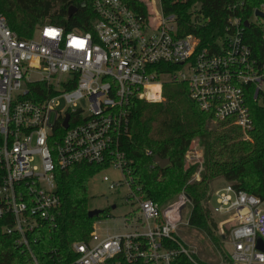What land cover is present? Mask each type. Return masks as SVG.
Wrapping results in <instances>:
<instances>
[{
  "label": "built area",
  "instance_id": "obj_1",
  "mask_svg": "<svg viewBox=\"0 0 264 264\" xmlns=\"http://www.w3.org/2000/svg\"><path fill=\"white\" fill-rule=\"evenodd\" d=\"M91 3L95 19L88 32L46 24L32 38L19 39L0 15V220L10 223L4 231L16 236L26 264H41L33 246L43 228L55 225L56 173L82 164L111 167L120 173L131 206L123 216L125 231L102 236L96 226L102 220L96 221L88 240L72 244L66 264H210L174 236L189 197L181 192L168 205L143 197L132 187L119 144L129 136L134 102L163 101L168 82L186 83L201 111L248 136L253 120L247 100L252 94L264 101V72L237 19H228V32L214 48L200 50L194 36H179L174 12L159 15L148 7L141 14L124 0ZM255 11L264 13V5ZM169 66L171 71L157 74ZM192 158L201 166L202 156ZM211 203L223 219L216 236L229 247L212 264H264V249L258 248H264L263 202L224 185Z\"/></svg>",
  "mask_w": 264,
  "mask_h": 264
},
{
  "label": "trees",
  "instance_id": "obj_2",
  "mask_svg": "<svg viewBox=\"0 0 264 264\" xmlns=\"http://www.w3.org/2000/svg\"><path fill=\"white\" fill-rule=\"evenodd\" d=\"M124 1L138 13L146 14L148 10L141 0ZM167 4L173 6L169 12L175 13L179 36H194L200 50L214 48L228 32V19H237L243 27L244 43L264 72V30L251 21L264 0H168ZM197 5L198 9H194ZM70 8L75 12L68 16ZM0 15L19 39L32 38L46 24L60 26L66 32L92 31L95 19L91 0H0ZM246 22L248 27L243 26ZM171 70L170 66L158 69L157 74ZM30 94L28 99H32ZM162 97L163 101L156 103L135 101L131 108L129 136L121 138L119 150L129 162L132 187L140 188L143 197L159 205L184 192L192 205L189 225L203 230L215 243L216 224L212 208H208L214 181L254 195L264 204V106L252 94L248 98L253 129L249 140H244L239 128L214 122L210 114L201 111L190 99L186 83L164 84ZM195 140L202 152L198 180L194 177L199 167H187L185 161ZM146 151L152 156H147ZM155 157L169 160V164L161 169L154 164ZM102 168L82 164L56 173L60 206L55 225L43 228L33 246L41 264L68 263L74 255L72 244L88 240L94 223L106 218L105 212L94 218L87 215V185ZM8 224L5 218L0 220V264H26V253L14 244L16 236L4 231Z\"/></svg>",
  "mask_w": 264,
  "mask_h": 264
},
{
  "label": "rangeland",
  "instance_id": "obj_3",
  "mask_svg": "<svg viewBox=\"0 0 264 264\" xmlns=\"http://www.w3.org/2000/svg\"><path fill=\"white\" fill-rule=\"evenodd\" d=\"M141 1H143L148 7L155 9V11L159 13V15H165L173 9L172 5L167 4L168 0ZM194 9H198V5L195 6ZM251 21L260 24L264 30V19H256L255 17H253ZM167 79V77L163 78V80ZM261 89L264 94V83ZM259 104L264 105V101L260 99ZM83 105L85 106L86 103L83 102ZM243 139L249 140V135H243ZM195 148L196 150L193 152L192 156H195V158H199V156H202V152L196 140L191 143L188 151L194 150ZM192 156L190 154V159L187 158L188 161L185 158L186 166L188 167L197 165L199 167V170L196 175L199 176L201 166L200 164L194 163L197 159L192 158ZM196 175L194 179L198 180V178H196ZM104 176L108 177V182L103 181ZM112 182L118 183L119 187H116L114 190L109 189V184ZM221 185L222 183L220 180L214 181V183L211 185L212 190H216ZM87 189L89 210H99L105 212L106 215H108V217L105 216L106 218L100 219L102 220L100 223L96 224L97 228L99 229V233L102 236H106L124 232L125 230L123 228V216L130 212L131 206L130 203L126 202V197L128 194L126 187L122 183V177L120 173L111 167L102 168L89 180ZM211 199L208 203L209 209L212 208ZM172 201L165 203V205H168ZM113 205L116 206L114 209H112ZM191 209L192 206L190 204H187V206L182 210L181 221L179 223V226L177 227L176 232L174 233V236L180 242H182L185 247L196 253L195 258L198 261L210 264L217 263L219 261V253H222L225 249L228 251L229 247L225 245V242L222 238L216 236V242L213 243L203 230L191 227L188 223L191 214ZM211 216L216 224V228L214 230L215 232H217L219 230L218 223L221 222L223 219L220 216L215 215L214 213L211 214ZM228 227L229 226H226L224 228Z\"/></svg>",
  "mask_w": 264,
  "mask_h": 264
},
{
  "label": "water",
  "instance_id": "obj_4",
  "mask_svg": "<svg viewBox=\"0 0 264 264\" xmlns=\"http://www.w3.org/2000/svg\"><path fill=\"white\" fill-rule=\"evenodd\" d=\"M74 12H75V8H70L68 11V16H71ZM254 16L257 18L264 19V13H262L260 11H255ZM248 25L249 24L247 22L243 24L244 27H248ZM66 123H67V119L64 122V127H66ZM154 164L162 169L169 164V160H161L160 158L155 157L154 158ZM114 208H115V206H112V209H114ZM101 212L102 211H99V210H90L87 215L89 218H94V217L99 216L101 214ZM258 248L261 250L264 249L261 244L258 246Z\"/></svg>",
  "mask_w": 264,
  "mask_h": 264
},
{
  "label": "bare ground",
  "instance_id": "obj_5",
  "mask_svg": "<svg viewBox=\"0 0 264 264\" xmlns=\"http://www.w3.org/2000/svg\"><path fill=\"white\" fill-rule=\"evenodd\" d=\"M152 87H155V90L157 89V87H156V86H152ZM152 87H151V88H152ZM155 90H153V91H155Z\"/></svg>",
  "mask_w": 264,
  "mask_h": 264
}]
</instances>
